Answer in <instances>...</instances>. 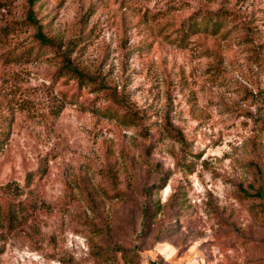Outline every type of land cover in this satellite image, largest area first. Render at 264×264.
Returning <instances> with one entry per match:
<instances>
[{
  "label": "rangeland",
  "instance_id": "374dc122",
  "mask_svg": "<svg viewBox=\"0 0 264 264\" xmlns=\"http://www.w3.org/2000/svg\"><path fill=\"white\" fill-rule=\"evenodd\" d=\"M0 264H264V0H0Z\"/></svg>",
  "mask_w": 264,
  "mask_h": 264
},
{
  "label": "trees",
  "instance_id": "16d2710c",
  "mask_svg": "<svg viewBox=\"0 0 264 264\" xmlns=\"http://www.w3.org/2000/svg\"><path fill=\"white\" fill-rule=\"evenodd\" d=\"M28 3H32L33 0H27ZM220 12V13H219ZM26 18L35 24V36L41 41V42H48L50 41V38L48 36H45L41 30L40 25L36 22L32 10L27 9L26 12ZM225 18V14L222 13L219 10H214L211 12H201V13H193L192 15H188L185 22L180 23L181 27L184 31L188 30L190 32H194L197 30H203L207 31L210 30V32H218L220 28L223 25V19ZM59 69L61 70L60 73L64 72H71L72 75H74L77 79V86H81L82 84H86L85 81L90 82L93 79V77L83 70H81L76 65L72 64L66 56L62 55V62L59 66Z\"/></svg>",
  "mask_w": 264,
  "mask_h": 264
}]
</instances>
